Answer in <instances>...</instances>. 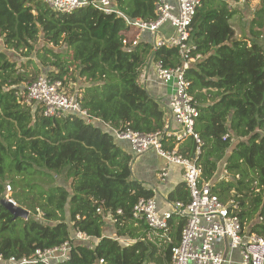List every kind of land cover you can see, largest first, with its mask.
Masks as SVG:
<instances>
[{
  "label": "trees",
  "instance_id": "trees-1",
  "mask_svg": "<svg viewBox=\"0 0 264 264\" xmlns=\"http://www.w3.org/2000/svg\"><path fill=\"white\" fill-rule=\"evenodd\" d=\"M111 1L129 17L155 18L157 0ZM257 1L249 33L238 37L232 19L239 10L230 0H201L189 41L190 55L200 58L185 75L199 109L201 179L221 199L234 198L243 227L263 235L264 200L258 196L247 206V194H230L236 184L242 191L244 180L264 190V0ZM130 31L121 17L92 5L63 13L46 0H0V200L10 185L11 198L30 210L27 219L14 218L0 204L3 258L30 256L70 240L63 264H171L186 219H170L169 243L148 236V224L133 219L134 205L154 190L134 175L138 155L105 123L148 133L178 128L168 89L141 82V73L147 60L176 66L183 58L177 47L154 49L145 39L125 46ZM39 76L60 80L91 117H49L40 102L27 103L26 87ZM163 142L167 149L175 146L174 138ZM178 148L194 158L197 144L188 137ZM222 167L231 179L219 180ZM251 170L257 175L248 180ZM167 200L187 202L185 182ZM108 218L114 221L111 235ZM78 230L90 239H74Z\"/></svg>",
  "mask_w": 264,
  "mask_h": 264
},
{
  "label": "built area",
  "instance_id": "built-area-1",
  "mask_svg": "<svg viewBox=\"0 0 264 264\" xmlns=\"http://www.w3.org/2000/svg\"><path fill=\"white\" fill-rule=\"evenodd\" d=\"M46 1L63 13H71L89 5L105 14L115 13L131 29L122 41L127 47L134 48L146 36L149 39L145 40L150 41L154 49L173 46L180 50L182 64L167 66L163 60H157L154 62L153 76L146 77L144 80L167 86L170 94L169 106L178 128L148 133L131 128L118 130L105 123L115 137L127 141L138 156L153 151L164 159L163 166L157 172L160 183L170 180L173 166L175 167L173 172L180 170L189 190V200L171 202V210L165 211L163 216L157 212L155 196L140 198L133 207V219H143L153 233L169 243L172 241L170 219L174 215L185 217L186 222L181 231L179 243L171 249V264H227L231 263L230 254L235 250L240 254V264H264V234L248 232L243 227L239 215V203L234 198L221 199L213 191L212 183L201 179L202 167L198 164L197 158L202 153L204 142L195 131L199 109L190 91L191 82L185 75L186 69L200 58V54L190 55L194 46L189 41L190 25L201 0H157L155 18L150 20L129 17L111 0ZM168 23L174 27V34L164 33L163 29ZM26 88V98L29 101L40 102L45 116H67L74 113L87 118L91 117L75 94L63 90L60 80L39 76ZM188 137H193L197 144L194 158L186 157L178 148ZM171 138H174L175 146L173 149H167L163 141ZM6 193H9L6 196L15 202L11 198L10 185H7ZM38 212L40 215L41 211ZM118 213L122 211L118 210ZM74 234V239L79 241L90 239L85 231L78 230ZM222 243L225 245L221 246ZM70 249L71 242L68 240L59 246L38 248L30 256L22 258L12 256L5 259L0 255V263L63 264L70 257ZM100 263H103V260H100Z\"/></svg>",
  "mask_w": 264,
  "mask_h": 264
},
{
  "label": "rangeland",
  "instance_id": "rangeland-1",
  "mask_svg": "<svg viewBox=\"0 0 264 264\" xmlns=\"http://www.w3.org/2000/svg\"><path fill=\"white\" fill-rule=\"evenodd\" d=\"M230 2H231V6L234 9L239 10V11H237L235 16L233 17L232 23L234 25V28H235V31H236V35L238 37H241L245 33V28H244V25H243L244 22H245L244 18L246 16V18L248 19V22L251 21L256 9L258 8V1L257 0H250V1L242 0V1H239V2H235L233 0H230ZM167 28L169 29V31L167 30ZM165 30H166V32L168 34L170 33V35L175 33V29L170 23H168L164 27L163 31H165ZM262 36H264V31H263V35ZM262 43L264 44V37L262 38ZM0 47H1V42H0ZM147 64L149 65V67H151V61L150 60H147ZM153 84H154V82H153ZM157 85L163 88V90H162L163 92H165V89H167V86L165 84L156 83V86ZM24 96H26V95L24 94ZM25 100H26L27 103L31 102L27 98ZM35 103H37V102H35ZM225 171L226 170H224L223 167H222L221 171H220V178H219L220 181L224 180V179H226V180L227 179H231L233 177V174L229 173V172H228L229 176H228V173L223 174ZM251 171L248 172V180L254 179L256 177V175H257V171H254V170H251ZM237 177H239V175H237ZM240 178H241V176H240ZM57 180H62V179L60 177H58ZM244 183H245L246 187L242 186V188H243L242 191H238V190L236 191V187L238 186V184H236V186L233 188V191L230 194L231 195H233L234 193L235 194L236 193H238V194H247L248 197H247V199H245V202H246L247 206L250 205V201L252 199H254V198L258 197V196H260V198L262 200H264V190H262L261 188H258L256 183H253L251 181L249 183H247L245 180H244ZM165 186H166L165 183H160L159 186H158L159 189L157 190V192L154 190V196H155V201H156V206H157V212L159 213L160 216H163V213L166 211V209L171 210L170 204H169L171 202L166 200V198L164 199L163 198V193H161V191L165 188ZM12 193H13V191H12ZM12 193H11V195H12ZM6 195H9V193H6ZM247 227L248 226L245 225V228H247ZM105 229H106V232L108 234H110L112 232H115L114 221H113L112 218H108ZM236 252H238V251L235 250L233 252L234 255L236 254ZM235 259L236 260H241V257L239 255H236ZM0 264H3V263H0Z\"/></svg>",
  "mask_w": 264,
  "mask_h": 264
},
{
  "label": "crops",
  "instance_id": "crops-1",
  "mask_svg": "<svg viewBox=\"0 0 264 264\" xmlns=\"http://www.w3.org/2000/svg\"><path fill=\"white\" fill-rule=\"evenodd\" d=\"M244 21H245V23L243 25H244V28H245V33L248 34L249 33V30H248L249 29V22H248V19L246 18V16L244 18ZM167 30L169 31L168 28H167ZM164 33L168 34L166 32V30L164 31ZM144 39H149V38H147L145 36ZM261 43H262V41H261ZM2 46H3V42H2V39H1V47ZM263 46H264V44H263ZM153 70H154V61L151 63V67H149L148 64H145V66L142 69V73H141V82H144L146 77L151 78L153 76ZM150 83H153V82L151 81L148 84H150ZM163 164H164V159L163 158L158 156L153 151L152 152H148V153L143 154L141 156H138V157H136L134 159V164H133L134 168H135L134 175H135L136 178L140 179L141 181H145L148 187L153 188V190H155L157 192V190L159 189L158 186L160 184V182H159V180L157 178V172L163 166ZM174 169H175V167L172 166L171 167L170 180L168 182H164L166 184V186L161 191V193H163V198L164 199L166 198V200H167L168 193L171 190H173L176 187V185H178L181 182H184V180H183V178H182V176L180 174V170H176L175 172H173ZM169 204H170V208H172V206H171L172 203H169ZM166 211H169V209H166ZM152 235L156 236L157 238H159L160 240L163 241V238H161L159 235H157L155 233H153V234L149 233L148 234V236H152ZM224 245H225V243L221 244V246H224ZM236 255L240 256V254L238 252H236L235 255H234V253H231L230 254V260H231L230 262L231 263H227V264H240L241 260H236L235 259Z\"/></svg>",
  "mask_w": 264,
  "mask_h": 264
},
{
  "label": "water",
  "instance_id": "water-1",
  "mask_svg": "<svg viewBox=\"0 0 264 264\" xmlns=\"http://www.w3.org/2000/svg\"><path fill=\"white\" fill-rule=\"evenodd\" d=\"M0 204L5 206L14 216V218L22 217L27 219L30 215V210L18 205L17 203L10 200L7 196L1 198Z\"/></svg>",
  "mask_w": 264,
  "mask_h": 264
}]
</instances>
